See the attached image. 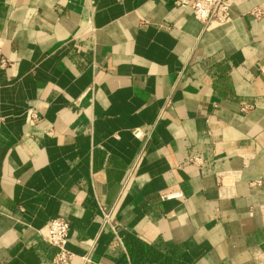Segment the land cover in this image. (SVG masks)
<instances>
[{
    "label": "crops",
    "instance_id": "0c3cea01",
    "mask_svg": "<svg viewBox=\"0 0 264 264\" xmlns=\"http://www.w3.org/2000/svg\"><path fill=\"white\" fill-rule=\"evenodd\" d=\"M253 8L203 25L171 0H0V264H53L38 230L56 217L65 264H264Z\"/></svg>",
    "mask_w": 264,
    "mask_h": 264
},
{
    "label": "built area",
    "instance_id": "2783aa9c",
    "mask_svg": "<svg viewBox=\"0 0 264 264\" xmlns=\"http://www.w3.org/2000/svg\"><path fill=\"white\" fill-rule=\"evenodd\" d=\"M172 4L176 7L187 9L191 12L193 17L201 22L203 25L211 23H225L229 20L230 9L234 0H171ZM249 15L256 19L264 17V11L259 8H253L248 12ZM9 64L8 58L3 54L2 43H0V69L7 67ZM261 72H264V65L261 67ZM30 122L38 120V115L34 112L29 114ZM132 133L135 137H142V132L139 129H133ZM190 165L200 167L204 160L199 156H190L187 159ZM237 175V172H218L216 174V183L221 197H228L230 194V183L226 177ZM257 182L253 183L256 184ZM182 197L180 191H170L165 189L160 191V199H179ZM102 214V225H111V213L105 207L100 206ZM68 221L62 217H56L49 221L46 225L38 230L42 239L49 245L55 248V253L52 258L53 264H65L69 262L73 253L67 248V234H68ZM111 228L113 226L111 225ZM87 260V259H86Z\"/></svg>",
    "mask_w": 264,
    "mask_h": 264
}]
</instances>
